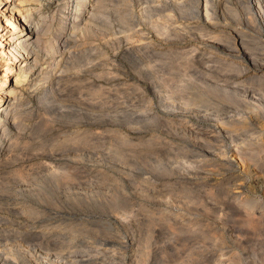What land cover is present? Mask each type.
Listing matches in <instances>:
<instances>
[{
  "label": "rangeland",
  "instance_id": "374dc122",
  "mask_svg": "<svg viewBox=\"0 0 264 264\" xmlns=\"http://www.w3.org/2000/svg\"><path fill=\"white\" fill-rule=\"evenodd\" d=\"M95 3L8 116L0 264H264V0Z\"/></svg>",
  "mask_w": 264,
  "mask_h": 264
},
{
  "label": "bare ground",
  "instance_id": "6f19581e",
  "mask_svg": "<svg viewBox=\"0 0 264 264\" xmlns=\"http://www.w3.org/2000/svg\"><path fill=\"white\" fill-rule=\"evenodd\" d=\"M9 1L11 0L2 1L3 3L0 2V14H7L9 18L6 26H0L2 27L0 33L6 31V33L2 34L0 38V57L6 59L5 61L7 62L5 65L8 67L4 69V75L2 76L3 81L0 83V99H4L3 101H6L7 99L9 101H14V103H10L7 111L4 112V117L0 118V131L3 133L0 142L5 152L7 150L5 148L9 142L5 141L7 135L6 132L12 122L17 123L15 122L17 119L14 118L8 121V116L14 110H16L12 113L14 116L21 113L17 108V103L20 99L19 95L22 88L24 89V86L40 87L47 79L56 78L58 76L60 78L63 76L62 73L67 69L69 59L75 53L71 47L70 40L72 38L74 39L76 34L83 31L84 26L88 22V18L92 16L87 8H95L94 6L96 4L95 0H70V4H66V7L64 6L65 10L68 12L59 15L61 8L66 3H63V0H21L22 2L30 4L26 7L27 9H25V11H22V9L18 7L19 5H16L13 0L8 3ZM253 1L259 2L260 0ZM16 7L19 9H16ZM57 18L63 23L64 31H62V33L58 35L59 37L54 40V38L48 34L51 33V26ZM19 21L20 24H18ZM7 32L10 33L6 36ZM44 35H47L48 37L45 44H43ZM43 56H45L44 59H49L47 63H45L46 61H43ZM18 60H23V62L18 64ZM57 67L59 69L62 68V73H58V76L54 72V69ZM15 69L18 76L15 78L12 86L8 89V76L10 72ZM236 158L237 157L232 160L235 166L238 163V158ZM190 219H192V217ZM191 229L192 228L189 230Z\"/></svg>",
  "mask_w": 264,
  "mask_h": 264
}]
</instances>
